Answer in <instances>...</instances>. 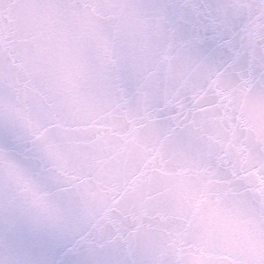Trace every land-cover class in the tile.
I'll return each instance as SVG.
<instances>
[{"label": "snow or ice", "instance_id": "6c2138e0", "mask_svg": "<svg viewBox=\"0 0 264 264\" xmlns=\"http://www.w3.org/2000/svg\"><path fill=\"white\" fill-rule=\"evenodd\" d=\"M0 264H264V0H0Z\"/></svg>", "mask_w": 264, "mask_h": 264}]
</instances>
